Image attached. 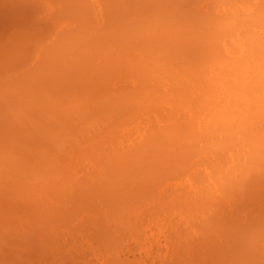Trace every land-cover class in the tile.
<instances>
[{
	"label": "bare ground",
	"instance_id": "obj_1",
	"mask_svg": "<svg viewBox=\"0 0 264 264\" xmlns=\"http://www.w3.org/2000/svg\"><path fill=\"white\" fill-rule=\"evenodd\" d=\"M220 1L71 5L27 67L0 70V240L16 243L34 213L43 217V199L22 197L46 174L58 180L57 159L72 158L71 146L148 143L135 163L117 148L106 156L85 203L126 211L151 195L161 209L180 210L176 235L191 264H264V31L255 28L264 2L229 1L223 17L208 19ZM151 103L171 115L144 124ZM44 161L51 173L42 175ZM132 164L125 193L128 183L111 176Z\"/></svg>",
	"mask_w": 264,
	"mask_h": 264
},
{
	"label": "rangeland",
	"instance_id": "obj_2",
	"mask_svg": "<svg viewBox=\"0 0 264 264\" xmlns=\"http://www.w3.org/2000/svg\"><path fill=\"white\" fill-rule=\"evenodd\" d=\"M89 1L0 0V65L4 64V66H0V70L7 71L8 69L27 67L37 56L36 50L40 42L45 40L44 38H50V40L54 38L62 25L67 22L66 19L69 20L70 17L66 9L71 8V5H80V3ZM229 1L236 3V8L243 5L241 0H221L218 2V7L208 9L207 18L223 17L221 16L223 14L222 4ZM256 1L248 0L250 4ZM259 1L264 2V0ZM234 12V18H239L238 11ZM255 28L264 31V21H257ZM113 103L116 101L114 100ZM154 107L155 105L151 103L149 108L142 110L141 113L145 115L143 121L145 118L152 119L154 114L162 116L161 114L167 112L171 115L165 105H158L159 109L157 110H154ZM107 111H105V115ZM112 115L108 113L107 119L110 120L114 118L113 116L117 118V114ZM103 117L104 115H102ZM145 123L146 121H144ZM147 144L77 143L79 148L76 146L75 150L71 149L73 148L71 143H67L62 150L66 151L64 149L71 146L67 151L74 150L73 154L76 156L73 155L72 158L66 156L65 158L60 155L62 157L58 158L59 160L55 158L57 162L64 158L59 163L63 168H60V174L56 176L57 181L51 180L55 177L54 173L44 172V164L49 161H44L43 166L41 162L38 169L42 168L39 169L43 170L42 175L51 173L46 174V177L50 175L49 179L36 181L34 187L31 190L28 189L22 198H24L23 201L28 200L30 204H35L38 200L43 199L45 201L43 217L37 212L34 213V216L27 222V226H29L24 229L25 235L16 239V243L0 240V264H191V257L182 240L179 239V235H176V228L181 226L179 225L181 223L180 210L161 209L151 195L146 197V201L142 198L139 201L134 197L135 204L130 203L134 207L130 209L127 205L126 211H122L117 206L112 211L99 212L100 207L97 208L98 206H94L95 204L93 203V205L89 200L88 203H85L83 199H89L88 191H85L88 189L86 186L97 180L99 167L107 165L108 160L105 157L118 152L114 149L128 151L129 161L135 163L139 161L141 153L144 152V146ZM55 159L53 160L55 161ZM66 159L67 161L64 162ZM53 160H50L52 162L50 165L55 164L56 161L53 162ZM62 163L64 164L62 165ZM46 166L45 169H48ZM56 166L59 167V165ZM134 166L135 164H132L128 168L127 175L116 172L111 176L120 185L128 183L125 193L132 178L128 175ZM61 173H64L62 176L66 175L67 178L63 176V179H60ZM132 195L131 191L128 196ZM129 198L132 199V197ZM28 203L27 205H29ZM77 213L83 214V216L70 226L65 225L70 220L74 221V215ZM62 214L63 216H61ZM1 232L2 229H0L2 238ZM21 234L23 233L21 232ZM10 236L17 238L16 232ZM193 236L191 231L188 238L191 239Z\"/></svg>",
	"mask_w": 264,
	"mask_h": 264
}]
</instances>
